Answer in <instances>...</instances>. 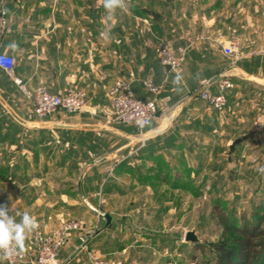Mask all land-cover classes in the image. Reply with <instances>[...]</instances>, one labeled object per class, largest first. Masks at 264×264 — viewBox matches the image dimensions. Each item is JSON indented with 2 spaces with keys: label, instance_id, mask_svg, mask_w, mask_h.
Listing matches in <instances>:
<instances>
[{
  "label": "crops",
  "instance_id": "1",
  "mask_svg": "<svg viewBox=\"0 0 264 264\" xmlns=\"http://www.w3.org/2000/svg\"><path fill=\"white\" fill-rule=\"evenodd\" d=\"M168 1L166 20L156 10V0H126L127 7L116 13L99 8V0H0V10H5L10 27L8 33L0 34V51L15 58L14 76L29 89L44 85L57 93L78 88L87 96V109L81 113H58L44 120L27 113L28 118L22 119L28 124L0 126V149L8 145L13 149L6 157L0 152V198L10 197L8 215L17 223L29 213L39 224L26 232L25 249L32 245L36 230L47 231L59 223L66 199L77 212L80 204L76 206V197L101 193L103 181L109 178L98 167L117 152L122 150L127 161L136 158L138 163L152 162L154 166L161 165L167 150L184 149L191 161L202 156L208 150L203 134L212 128L208 124L209 106L199 99L197 90L229 65L231 57L222 46L248 32L253 38L247 44L239 40L244 55L231 69L234 87L227 94V105L213 111L217 126L213 130L223 133L217 174L227 182L264 175V154L257 150L264 125V1ZM162 36L171 44L186 47L184 62L176 71L162 67L154 56L153 44ZM120 77L130 82L136 96L154 99L158 105L156 116L145 129V145L134 154L130 152L139 142L135 127L101 125L94 120L103 108L111 112L107 91ZM146 80L162 86V91L149 93ZM21 99L25 100L19 86L0 70V101ZM12 134L16 136L10 137ZM51 142L56 154L47 146ZM79 143L96 151L67 152L69 147L79 148ZM40 146L47 152L37 156ZM105 146L109 151L97 156ZM66 165H72L75 173H88L63 178ZM192 169L185 166L181 170L192 176ZM59 179L64 182L56 183ZM28 194L35 199H21ZM45 196L57 200L44 203L41 197ZM114 243L110 240L109 246ZM103 244L108 243L92 236L83 239L78 231L72 232L60 248L58 260L61 264H92V252L100 253ZM127 246L129 264L144 261L139 239L129 240ZM0 264H6L4 259Z\"/></svg>",
  "mask_w": 264,
  "mask_h": 264
},
{
  "label": "rangeland",
  "instance_id": "2",
  "mask_svg": "<svg viewBox=\"0 0 264 264\" xmlns=\"http://www.w3.org/2000/svg\"><path fill=\"white\" fill-rule=\"evenodd\" d=\"M145 1L148 0H143V2ZM160 1L159 7L157 5L159 0H156L155 8L162 13V18L168 20L170 1ZM152 6L151 8H153ZM123 7H127L126 0H123ZM123 7L116 8L114 12H121ZM99 8H104L103 0H99ZM248 33L238 38L241 42L243 41V44H247L248 39L253 38ZM166 37L162 36L165 41L169 42ZM157 41L158 39L155 44ZM240 50L242 51L241 46ZM242 54L244 55V53ZM103 105L105 107L106 102ZM107 107L111 109L110 102ZM213 111L215 110L209 107L210 123L208 124L212 129L203 134L204 146L208 150H204L202 156L199 155L198 158H193L194 161H191L184 155V149L173 150L176 153L167 150L164 160H161L163 163L154 166L152 162H147L146 165L138 163L136 158L127 161L121 150V153L117 152L111 161L98 167L101 168V174L105 173L109 178L103 181L101 193L91 198L76 197V206L80 204L77 212H73L71 208L73 205H69L70 203L66 199L63 208L64 214L59 215V223L54 228L64 222L75 221L78 223V228L72 232L78 231L83 239L92 236L101 238L104 243L107 242L108 244L99 247L101 248L100 253L92 252V264H129L125 255L128 252L127 242L137 239L144 248V261H140V264H212L214 255L211 245L225 241L230 236V233L224 231V224L220 217L221 212L228 220H234L238 225L241 224V216L244 213L253 222L262 219L261 226H264V175L252 173V177L247 176L238 181L227 182L221 180L217 174L221 157L219 154L222 152L220 144L223 133L213 130L214 127H217ZM27 113L34 114L30 103L26 100L0 101V126L28 124L30 122L22 119L23 117L28 118ZM99 114L101 116H97L94 120L99 121L101 125H124L122 123H107L111 112L106 108L99 111ZM56 115L58 116V114ZM34 117L38 119L35 114ZM4 135L7 136L8 133L6 132ZM12 135L10 137L16 136ZM79 144L81 145L79 148L78 146L76 148L69 147L66 149L67 152L73 149L80 153L83 152V154L86 151H91L94 154L96 151L95 148H89V145ZM260 144V142L257 144V150L264 154V148L259 149ZM47 146L54 154L58 151L52 142ZM12 150L8 145L6 148H1L0 152L3 153V157H6ZM106 151H109L108 146L101 147V152L96 155H104ZM35 152H37V156L45 155L47 148L42 150L40 146ZM202 162H204L203 165ZM185 166H192L194 172L192 176L181 170ZM64 167L65 170L61 172L63 178H68L69 175H75L77 178L80 173L81 175L88 173L84 172L85 170L75 173L71 170L72 165ZM62 182L59 179L56 183ZM29 186L32 188L34 185ZM96 187L98 186L96 185ZM223 188L226 189V196ZM21 199L25 201V199H35V197L28 194ZM41 199L46 203L47 199L57 200V197L47 198L45 196ZM69 201L73 202V198H70ZM2 202H7L9 211L10 197H1L0 203ZM88 202L94 206L93 209L90 208ZM106 213L111 216V222L105 226L106 220L103 214ZM191 230L197 235L198 243L184 239L185 233ZM110 240L115 242L112 246H109ZM195 244L202 248L198 249ZM105 249L110 251L106 252Z\"/></svg>",
  "mask_w": 264,
  "mask_h": 264
},
{
  "label": "built area",
  "instance_id": "3",
  "mask_svg": "<svg viewBox=\"0 0 264 264\" xmlns=\"http://www.w3.org/2000/svg\"><path fill=\"white\" fill-rule=\"evenodd\" d=\"M9 30L6 12L1 9L0 34L4 35ZM222 49L226 55L231 57L229 65L206 79L197 90L199 99L216 111L223 110L227 105V94L234 87L231 69L236 68V62L243 56L239 39L236 37L230 38ZM153 52L162 67L176 71L184 62L186 47L171 44L160 38L154 45ZM14 65L15 58L0 51V70L4 71L19 86L38 119L42 120L60 112L77 114L87 109V96L83 90L71 88L54 93L44 85L29 89L14 76ZM144 86L151 94H158L161 90V87L151 80L144 81ZM107 98L111 106V116L107 119V123H122L136 128L139 142L130 152L131 154L136 153L144 147L145 129L158 112L156 101L136 96L130 82L122 77L115 79L109 86ZM259 140L264 148V125L259 132ZM77 228V222L68 221L47 231L38 229L34 233L30 248L20 250L13 246L7 253H0L6 264H61L58 260L60 248L71 232Z\"/></svg>",
  "mask_w": 264,
  "mask_h": 264
},
{
  "label": "trees",
  "instance_id": "4",
  "mask_svg": "<svg viewBox=\"0 0 264 264\" xmlns=\"http://www.w3.org/2000/svg\"><path fill=\"white\" fill-rule=\"evenodd\" d=\"M220 217L224 231L230 233V236L225 241L211 245L214 255L212 264H264L262 219L253 222L243 213L242 222L238 225L234 220H228L223 212ZM195 245L198 249L202 248L198 244Z\"/></svg>",
  "mask_w": 264,
  "mask_h": 264
},
{
  "label": "clouds",
  "instance_id": "5",
  "mask_svg": "<svg viewBox=\"0 0 264 264\" xmlns=\"http://www.w3.org/2000/svg\"><path fill=\"white\" fill-rule=\"evenodd\" d=\"M103 7L111 13L116 8L123 7V0H103ZM38 226L37 219L29 213H24L21 221L17 223L8 215L7 202L0 203V252L7 253L13 246L23 250L27 238L26 232H31ZM3 258L0 257V259Z\"/></svg>",
  "mask_w": 264,
  "mask_h": 264
},
{
  "label": "water",
  "instance_id": "6",
  "mask_svg": "<svg viewBox=\"0 0 264 264\" xmlns=\"http://www.w3.org/2000/svg\"><path fill=\"white\" fill-rule=\"evenodd\" d=\"M239 141H240L239 139L236 140V142H239ZM103 217L106 220L105 226L110 224L111 216L106 213V214H103ZM184 239L186 241H189V242H192V243H198L199 242V239H198L197 235L195 234V232L193 230L186 232L185 235H184Z\"/></svg>",
  "mask_w": 264,
  "mask_h": 264
}]
</instances>
